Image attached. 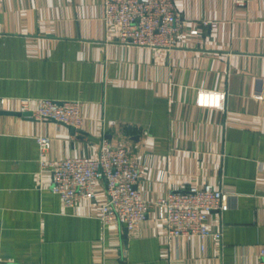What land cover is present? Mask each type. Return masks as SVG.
I'll list each match as a JSON object with an SVG mask.
<instances>
[{"label":"crops","instance_id":"crops-1","mask_svg":"<svg viewBox=\"0 0 264 264\" xmlns=\"http://www.w3.org/2000/svg\"><path fill=\"white\" fill-rule=\"evenodd\" d=\"M174 4L182 27L157 48L120 42L104 0H0V264H259L264 0ZM21 97L78 100L82 121L22 116ZM103 137L132 150L149 201L205 183L231 192L207 215L218 237L174 236L158 209L131 230L105 224L103 180L66 206L42 162L95 157Z\"/></svg>","mask_w":264,"mask_h":264},{"label":"built area","instance_id":"built-area-1","mask_svg":"<svg viewBox=\"0 0 264 264\" xmlns=\"http://www.w3.org/2000/svg\"><path fill=\"white\" fill-rule=\"evenodd\" d=\"M232 1L237 5L247 2ZM104 19L119 26L120 42L144 47L173 46L182 27L174 0H104ZM20 102L19 113L38 121L54 120L74 128L82 121L78 100L41 98L35 107L31 106L29 97H21ZM4 103L5 98L0 97V108ZM36 141L39 154L43 155L50 140L38 136ZM42 164L51 171V191L66 206L80 198H93L96 182L103 180L106 201L100 207L99 218L105 224H119L127 230L135 228L152 209H158L174 236L217 238L218 233L206 224L207 215L211 211L226 210L231 195L228 190L205 183L149 201L136 187L142 173L132 150L127 146L113 147L105 137L95 157L69 156ZM259 259V264H264V245L259 249Z\"/></svg>","mask_w":264,"mask_h":264},{"label":"water","instance_id":"water-1","mask_svg":"<svg viewBox=\"0 0 264 264\" xmlns=\"http://www.w3.org/2000/svg\"><path fill=\"white\" fill-rule=\"evenodd\" d=\"M20 114V113H19Z\"/></svg>","mask_w":264,"mask_h":264}]
</instances>
